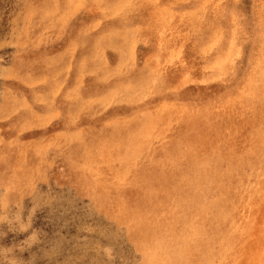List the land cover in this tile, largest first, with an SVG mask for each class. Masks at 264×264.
<instances>
[{"label":"rangeland","instance_id":"obj_1","mask_svg":"<svg viewBox=\"0 0 264 264\" xmlns=\"http://www.w3.org/2000/svg\"><path fill=\"white\" fill-rule=\"evenodd\" d=\"M0 124V264H264V0H0Z\"/></svg>","mask_w":264,"mask_h":264},{"label":"crops","instance_id":"obj_2","mask_svg":"<svg viewBox=\"0 0 264 264\" xmlns=\"http://www.w3.org/2000/svg\"><path fill=\"white\" fill-rule=\"evenodd\" d=\"M5 125V124H0V126ZM4 130V129H3ZM2 136L5 137V139H8L12 135L8 134L6 130H4L1 134ZM4 146L5 152H8L9 154L12 152V144L9 141H6Z\"/></svg>","mask_w":264,"mask_h":264}]
</instances>
